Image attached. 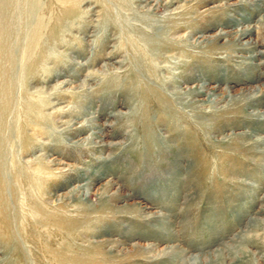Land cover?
<instances>
[{"label": "rangeland", "instance_id": "1", "mask_svg": "<svg viewBox=\"0 0 264 264\" xmlns=\"http://www.w3.org/2000/svg\"><path fill=\"white\" fill-rule=\"evenodd\" d=\"M0 264H264V0H0Z\"/></svg>", "mask_w": 264, "mask_h": 264}, {"label": "bare ground", "instance_id": "2", "mask_svg": "<svg viewBox=\"0 0 264 264\" xmlns=\"http://www.w3.org/2000/svg\"><path fill=\"white\" fill-rule=\"evenodd\" d=\"M246 34V33H245Z\"/></svg>", "mask_w": 264, "mask_h": 264}]
</instances>
